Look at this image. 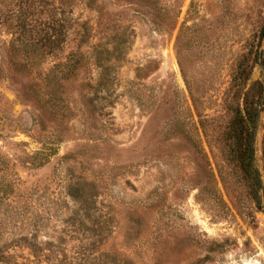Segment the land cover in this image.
Returning a JSON list of instances; mask_svg holds the SVG:
<instances>
[{"label": "rangeland", "instance_id": "1", "mask_svg": "<svg viewBox=\"0 0 264 264\" xmlns=\"http://www.w3.org/2000/svg\"><path fill=\"white\" fill-rule=\"evenodd\" d=\"M103 1L89 65L54 89L22 68L26 53L13 60L20 0H0V150L13 186L0 172V264H27L36 222L69 256L88 249L78 231L92 222L82 226L71 195L105 217L103 250L128 264H264V210L228 137L240 71L241 91L264 89V0ZM262 103L264 182V91Z\"/></svg>", "mask_w": 264, "mask_h": 264}, {"label": "trees", "instance_id": "2", "mask_svg": "<svg viewBox=\"0 0 264 264\" xmlns=\"http://www.w3.org/2000/svg\"><path fill=\"white\" fill-rule=\"evenodd\" d=\"M19 5L18 10L10 13L13 16L11 47L15 61L19 60L21 51L27 54L26 64L25 66L23 64L22 68H27L28 72L38 75H41V71L45 72L48 79L45 87L53 84L52 86L56 89L55 82L70 81L77 76L80 70L89 65L92 57L84 47L94 39L95 33L99 32L98 35L102 32L106 33V30L99 29L108 24L105 22L107 21V10L103 0H20ZM83 11L95 14V19L84 16ZM67 50H69L68 53ZM86 59L88 61L85 65ZM248 67L241 70L240 76L235 79L233 87L238 88L234 101L228 104L234 116L228 133L229 139L233 142L230 158L242 171L249 194L259 208L264 210V182L256 164V135L264 89L262 83L256 82L248 91H241L249 81ZM58 74H61V79ZM38 94L35 96L41 102L48 96L52 97L51 93L45 97L43 94L44 98L41 99V93L38 92ZM237 98H242L241 104L236 103ZM57 100L55 96L45 101L52 103ZM8 171L9 164L0 150V172L5 174L6 181ZM12 187L9 181L4 185L6 191ZM71 196L78 212L81 213L82 226L85 227L86 219L92 222L91 228L88 229L91 231V236H88L90 233L85 229L78 231L81 236L79 241L87 239L91 242L89 248L81 247L69 256L62 250L63 238L61 236L56 240L42 241L40 239V230L36 222L33 224L36 229L27 232V264H128L126 260L120 259L119 255L103 250L108 239L106 233L112 232L111 229H107L110 225L108 221H104L105 217H102V221L98 210L93 213L84 204L83 196ZM86 233L88 235L85 239L83 235ZM7 258L1 255L0 262H8Z\"/></svg>", "mask_w": 264, "mask_h": 264}, {"label": "water", "instance_id": "3", "mask_svg": "<svg viewBox=\"0 0 264 264\" xmlns=\"http://www.w3.org/2000/svg\"><path fill=\"white\" fill-rule=\"evenodd\" d=\"M263 42H264V31H263Z\"/></svg>", "mask_w": 264, "mask_h": 264}, {"label": "bare ground", "instance_id": "4", "mask_svg": "<svg viewBox=\"0 0 264 264\" xmlns=\"http://www.w3.org/2000/svg\"><path fill=\"white\" fill-rule=\"evenodd\" d=\"M176 67V66H175ZM178 69V68H177Z\"/></svg>", "mask_w": 264, "mask_h": 264}]
</instances>
